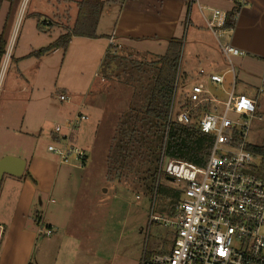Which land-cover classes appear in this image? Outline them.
<instances>
[{
    "label": "rangeland",
    "instance_id": "374dc122",
    "mask_svg": "<svg viewBox=\"0 0 264 264\" xmlns=\"http://www.w3.org/2000/svg\"><path fill=\"white\" fill-rule=\"evenodd\" d=\"M93 1L96 0H87L88 3ZM200 1L202 5H217L219 2ZM222 6L230 9L233 4L223 2ZM91 8L80 17L78 2L23 0L8 38L9 57L6 63L4 57L0 69L2 97L3 87L11 83L16 71L14 58L18 57L19 52L26 50L33 40L46 45L50 43V35L55 40L62 32L76 31L66 50L60 48L49 57L47 85H51L52 90L44 94L52 102L48 128L53 130V134L57 124L66 125L68 122L58 115V109L67 105V102H60L61 92L66 89L72 99L76 98L75 102L83 104L82 111L88 119L81 121L79 128L75 129L72 143L86 151L88 161L85 166L77 168H72V164L63 165L52 196L54 203L48 204L42 211L43 218L54 229L47 236L45 233L49 228L46 224L41 225L30 264H140L145 250L169 251L175 237V228L165 222L174 218L177 204L183 198L184 182L167 180V175H174L176 164L173 160L165 156L164 166H161V162L158 165L157 160L162 156L160 150L156 153V143L151 139L149 144H144L142 151L136 148L137 155L130 152V170L125 177L119 179L116 175L120 166L125 165L120 164L119 144L114 142L116 129L119 124H128L130 108L140 106L146 99L152 86V76L157 70L154 62L161 54L152 55L139 50L128 54L121 46H115L113 49L117 50L116 53L108 50L101 57L98 53L100 42L78 35L84 32L90 37L94 31L98 19L95 9ZM48 19L60 21L56 23L60 27L48 26ZM187 48L184 42L179 59L178 90L173 98L175 102L181 94L182 66L188 57ZM236 61L235 58V76L241 79L240 66ZM224 67L228 68L225 74L228 82L233 77V71L228 62L224 63ZM22 83H25V79ZM193 83L190 81L186 89L189 90ZM211 86L221 100L228 98L221 86ZM257 92L256 112L250 119L247 140L253 146L264 147V92ZM219 109L223 110L221 103ZM78 111L75 110L76 113ZM230 116L235 117V114L230 113ZM48 137L44 136L39 143L46 153L50 152L48 145L55 142ZM140 151L142 159H132L140 157ZM156 167L160 189L152 193L148 174ZM67 169H71L70 174L66 172ZM162 187L167 188V193ZM64 192V200H61ZM153 214L160 218L159 222L150 223ZM4 241L5 232L0 240V257L4 252Z\"/></svg>",
    "mask_w": 264,
    "mask_h": 264
},
{
    "label": "crops",
    "instance_id": "0c3cea01",
    "mask_svg": "<svg viewBox=\"0 0 264 264\" xmlns=\"http://www.w3.org/2000/svg\"><path fill=\"white\" fill-rule=\"evenodd\" d=\"M104 1L108 3H104L95 24L96 36L80 35L86 40L101 43L98 50L101 57L116 46L110 43L112 37L120 44L122 50L129 52L128 54L139 50L163 56L170 41L185 42L188 57L186 56L182 66L181 94L178 101H174V107L177 103V110L186 104L192 87L198 83L204 84L209 90V96L220 102L225 100L215 95L211 84L215 87L221 86L225 95L229 94L234 84L235 94H246L257 101L255 94L257 91L259 93L264 74V0H248V3L238 10L233 31L223 36L224 42L246 53L235 57L240 66L241 79L236 75L228 82L225 76L228 68L224 67L227 61L219 49L217 39L208 29L198 5L191 4L192 0ZM218 1V6L208 3L204 6L232 12L234 6L230 9L222 6L223 2H232ZM22 2L23 0H0V38L2 36L6 42V49ZM46 22L49 23L48 26L60 27L56 24L60 21L53 22L48 19ZM50 36L49 44L60 35L55 40ZM35 41L33 40L35 44L30 43L26 50L19 52L18 57L14 58L17 67L12 81L3 87L2 97L0 91V160L11 157V169L19 172V175L4 174L0 184V225L5 230L4 252L0 257V264H30L41 225H49L53 232V225L43 218L42 211H45L48 204L54 203L52 196L65 164L60 162L56 154L46 153L39 146L40 139L44 136H49V140L54 137L53 130L48 128L52 102L44 93L48 90L51 93L52 90V86L47 85L50 69L48 59L60 48L38 57L31 53L49 44L43 45ZM116 51L113 49L112 53ZM4 57L5 55H0V69ZM211 74L222 76L223 81H211ZM24 79L25 83H22ZM190 81L194 83L187 90ZM225 82L228 84L224 87ZM176 89L178 90V84ZM61 94L67 96L66 100H60L67 102V105L58 109V115L63 117L64 121L74 118L77 113H83V104L75 102L76 98L72 99L66 89ZM76 109L79 110L77 113ZM63 126L66 133V125ZM87 161L88 154L84 166ZM70 170L67 169L66 172L70 174ZM104 191L107 192V189ZM64 194L65 192L60 196L61 200H64ZM39 217L40 223L37 224L36 219Z\"/></svg>",
    "mask_w": 264,
    "mask_h": 264
},
{
    "label": "built area",
    "instance_id": "2783aa9c",
    "mask_svg": "<svg viewBox=\"0 0 264 264\" xmlns=\"http://www.w3.org/2000/svg\"><path fill=\"white\" fill-rule=\"evenodd\" d=\"M228 1L233 3L236 20L238 10L248 0ZM192 3L198 5L235 77L233 60L246 53L222 40L234 29V26H226L230 12L204 6L200 0H192ZM110 43L120 47L113 37ZM8 57L7 49L4 63ZM209 77L214 82L223 81L219 75ZM259 92H264V74ZM59 98L64 101L67 96L61 94ZM219 103L223 105L222 111ZM256 107L254 98L235 94L234 84L223 102L209 96V90L202 83L192 87L186 104L179 110L175 109L173 101L170 121L189 123L198 116L201 131L212 134L214 141L203 165L172 159L176 164L174 175L166 178L184 182L183 198L177 204L174 218L165 222L176 230L173 245L166 252L145 250L140 264H264V158L250 149L247 140ZM87 119V115L77 114L66 123V133L63 125L55 126V142L48 145V150L56 154L61 163L84 166L87 153L72 141L73 131ZM164 151L165 148L162 167L166 160ZM159 180L160 177L157 185ZM159 221L153 214L150 223ZM4 231L0 225V240ZM51 233L48 229L45 234Z\"/></svg>",
    "mask_w": 264,
    "mask_h": 264
},
{
    "label": "trees",
    "instance_id": "16d2710c",
    "mask_svg": "<svg viewBox=\"0 0 264 264\" xmlns=\"http://www.w3.org/2000/svg\"><path fill=\"white\" fill-rule=\"evenodd\" d=\"M104 3V0H96L90 3H88L87 0L79 1V16L81 17L84 15L85 10L92 7L91 9H95L97 14L96 19H98ZM233 15V12L228 14L226 26L235 25ZM96 22L97 20L95 21V24ZM74 33H76V31H74ZM74 33L67 31L66 33L61 34L54 42L32 52L31 55L39 57L43 54L50 53L57 48H63L66 50L69 40ZM78 35L87 34L79 32ZM95 36L96 34L94 30L93 33L90 34V37ZM113 48L114 47L109 50L111 51ZM181 48V41H170L166 53L154 62L156 63L155 66L157 70L152 76V86L148 89L146 99L140 106L131 107L128 114V124H119L116 129L117 134L114 136V142L119 144L121 158L120 164H125L124 166H120L118 174H116L119 179L122 176L125 177V174L130 170V165H128V161L131 160L130 152L133 151L134 154L137 155L136 148L139 147L142 151L145 147L144 144H149L151 139L156 143V153L160 150L161 156H163V149L165 148V156L175 160H185L196 165H203L206 161V157L210 153L214 136L201 131L198 125V116L193 118L189 123H179L178 121L169 120L170 109L173 103L174 94L177 90ZM6 51V42L1 36L0 55H5ZM120 132H123V134ZM151 148L152 147L150 146V149ZM250 149L264 157V147L250 145ZM141 151L140 157L136 156L132 159H142ZM161 160V157L158 158V165ZM157 167L150 170L148 174L151 179L149 190L152 193L158 192L160 189V183L157 185ZM162 189L167 193V188L162 187ZM177 194L179 193L176 192V196H178ZM36 220L37 224H39L40 217ZM47 227L50 228L49 225H47Z\"/></svg>",
    "mask_w": 264,
    "mask_h": 264
},
{
    "label": "water",
    "instance_id": "95a60500",
    "mask_svg": "<svg viewBox=\"0 0 264 264\" xmlns=\"http://www.w3.org/2000/svg\"><path fill=\"white\" fill-rule=\"evenodd\" d=\"M10 160H11V157H4L0 160V184L3 179L4 174L6 173L13 174V175H19V172L11 169L10 164H9ZM167 180L174 181V178L167 177Z\"/></svg>",
    "mask_w": 264,
    "mask_h": 264
}]
</instances>
